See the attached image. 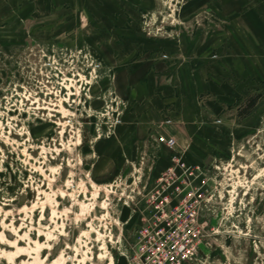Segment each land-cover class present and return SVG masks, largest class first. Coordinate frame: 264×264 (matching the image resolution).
<instances>
[{
	"label": "rangeland",
	"instance_id": "rangeland-1",
	"mask_svg": "<svg viewBox=\"0 0 264 264\" xmlns=\"http://www.w3.org/2000/svg\"><path fill=\"white\" fill-rule=\"evenodd\" d=\"M122 25L168 65L173 46L226 32L207 79L178 81L182 100L203 85L197 114L154 108L175 81L125 77ZM262 29L264 0H0V264H146L138 194L179 157L207 179L183 264H264V80L228 46L231 32L255 51Z\"/></svg>",
	"mask_w": 264,
	"mask_h": 264
},
{
	"label": "crops",
	"instance_id": "crops-1",
	"mask_svg": "<svg viewBox=\"0 0 264 264\" xmlns=\"http://www.w3.org/2000/svg\"><path fill=\"white\" fill-rule=\"evenodd\" d=\"M123 15L127 16L129 14L124 13ZM130 16L131 15H129V17ZM115 29L118 33H122L123 36L122 43L124 45V51L122 53V59L124 61L123 72L126 78H129L130 80L137 79L144 81L146 82V85L151 82H156V80H158L159 78L162 81H166L169 79L175 81V83H172L171 85L165 83L159 86V91L155 97L156 107L154 108H156L157 111L164 112L166 110L168 111L169 109H166L168 103L178 102L179 104L182 101V113L186 111V109L183 108V106L186 105L187 110L191 106L194 107L195 112L193 113L197 114L195 107V98H197L198 100L199 95L203 93V85L200 84V87L203 89L199 88L197 92L189 90L186 94V99L182 100V98L178 99L179 93L176 91V89H178V81H181L182 83V81L184 82L186 80L188 82V80L190 79L198 81H202L203 77L204 79H207V67L210 65V59H202V57L209 55V52L212 53L214 49H219L218 52L220 53L223 51L224 47L222 46L227 43L222 42L226 39V32L220 33L219 37L217 38L215 37L212 39L211 37L208 39H204V43H201L202 45H200L199 47H197L195 45V42L192 40L183 42V46L181 47V49L179 46H173V53L171 54L172 62L168 65V63H156V60L154 62L150 59V56L154 55L156 52H158V55L162 54L163 49L159 47V44H155V46H152L146 42H142V40H140V37H136V39L130 38V33H132L134 30L133 26L122 25L118 26ZM230 33L228 34V39H230L228 40L230 41L228 43V46H230V49L232 48V50H234V54L237 57V59L234 60L236 64V70L242 77L246 79L264 80V42H256V50L254 51L252 48L249 47L244 48L243 46H238L239 42L237 43L233 40L239 37V35H237L236 37ZM258 33L260 34L259 38H264V29H262V31L260 30ZM216 40H218L219 42ZM216 43L217 46H215ZM246 44L249 45L248 42H246ZM228 46L226 50H228ZM194 57L196 58L194 59ZM137 65L138 67H142L144 65V68H136L135 66ZM134 75L139 76H136L134 78ZM185 87L188 88L187 85ZM152 112L156 113L153 110ZM186 117L187 120L192 119V121H194L196 119V116H193V118H189L188 116ZM192 124L195 125V123ZM179 128L181 127H178V129ZM169 131L176 137H178L180 132L179 130L172 128Z\"/></svg>",
	"mask_w": 264,
	"mask_h": 264
},
{
	"label": "built area",
	"instance_id": "built-area-1",
	"mask_svg": "<svg viewBox=\"0 0 264 264\" xmlns=\"http://www.w3.org/2000/svg\"><path fill=\"white\" fill-rule=\"evenodd\" d=\"M167 145L174 148L176 141L170 139ZM180 169L183 172L179 174ZM204 174L201 167L188 166L179 157L147 194H138L137 211L145 222L140 237L146 264H183L193 256L199 238L198 212L191 223L187 217L205 201L202 190L206 182L199 187L194 184L197 179L205 180ZM187 190L189 194L184 196ZM142 203L145 205L138 207Z\"/></svg>",
	"mask_w": 264,
	"mask_h": 264
}]
</instances>
